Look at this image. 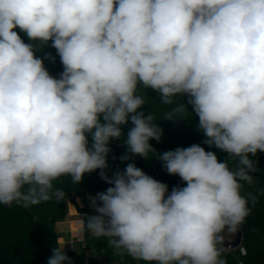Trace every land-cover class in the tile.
<instances>
[{
    "label": "clouds",
    "instance_id": "obj_1",
    "mask_svg": "<svg viewBox=\"0 0 264 264\" xmlns=\"http://www.w3.org/2000/svg\"><path fill=\"white\" fill-rule=\"evenodd\" d=\"M47 47L63 66L58 76L44 63L55 57L36 54ZM141 89L174 105L162 120L198 117L202 143L225 159L201 144L158 153L150 141L160 142L163 129L142 110ZM114 140L126 148L122 162L156 152L184 186L169 191L135 163L109 176ZM258 153L264 0H0V205L59 202L54 181L80 184L99 170L111 186L88 197L95 214L86 230L117 256L226 264L225 239L256 203L242 192L255 183ZM47 264L73 262L57 245Z\"/></svg>",
    "mask_w": 264,
    "mask_h": 264
},
{
    "label": "trees",
    "instance_id": "obj_2",
    "mask_svg": "<svg viewBox=\"0 0 264 264\" xmlns=\"http://www.w3.org/2000/svg\"><path fill=\"white\" fill-rule=\"evenodd\" d=\"M20 35L27 42L24 34L20 33ZM46 53H51L55 57V62L45 60V66L52 75L58 76L63 71V66L55 49L47 47L43 52L36 54L43 56ZM141 92L147 100L146 106L142 110L146 114L151 112L157 118L156 123L163 129L160 142L150 141L158 153L175 150L177 147L201 144L206 151L216 152L221 161L225 159L226 153L216 148H209L208 145L202 143L205 137L197 131L198 117L188 113L185 119L177 118L175 122L162 120L164 113L174 105H163L157 94L151 90L141 89ZM181 102L186 103L187 98L182 97ZM188 107L191 111V106ZM131 126L130 123L123 126L125 135ZM110 147L112 152L108 158L109 176H112L118 169L123 170L127 163H135L148 175L166 183L169 186V191L174 186H184L178 176L166 173L162 162L156 158L158 153H149V159L135 156L132 160L122 162L120 157L126 153L123 141L114 140ZM256 158L259 160V166L255 174V183L253 185L245 183L242 192L245 196L249 193L256 195V203L249 204L251 213L240 227L243 232L241 246L236 249H224L222 253L221 258L225 260L226 264H264V194H260V190L264 189V153H258ZM110 186L100 178L99 170H97L85 174L80 184H74L68 176L54 181V188L64 192V198L59 202L53 198L27 208L15 204L10 207L0 205V264H47L53 254V249L57 245L61 246V235L57 230V224L67 219L69 205H72L81 216L84 233L80 251L65 249L73 264H100L97 256L90 255L93 252L102 255L109 264H144V262L135 261L127 256H117L106 238H95L86 230L88 215L95 214L88 197L103 192ZM77 199L82 200L83 206L78 204ZM241 249H244L245 254Z\"/></svg>",
    "mask_w": 264,
    "mask_h": 264
},
{
    "label": "rangeland",
    "instance_id": "obj_3",
    "mask_svg": "<svg viewBox=\"0 0 264 264\" xmlns=\"http://www.w3.org/2000/svg\"><path fill=\"white\" fill-rule=\"evenodd\" d=\"M80 206H83L82 200L77 199ZM69 214L65 221L59 222L57 224V230L61 235V247L65 246V249H72L74 251L81 250V242L84 239L83 226L81 220H73L76 215V210L72 205H69ZM78 215V213H77ZM237 234L232 238H226L228 242H234L236 240ZM90 255H95L98 257L100 264H109L108 260L102 255L95 254L94 252Z\"/></svg>",
    "mask_w": 264,
    "mask_h": 264
},
{
    "label": "water",
    "instance_id": "obj_4",
    "mask_svg": "<svg viewBox=\"0 0 264 264\" xmlns=\"http://www.w3.org/2000/svg\"><path fill=\"white\" fill-rule=\"evenodd\" d=\"M243 239V232L240 228L239 232L237 233L236 240L234 242H228L225 240L224 249H236L241 246Z\"/></svg>",
    "mask_w": 264,
    "mask_h": 264
},
{
    "label": "crops",
    "instance_id": "obj_5",
    "mask_svg": "<svg viewBox=\"0 0 264 264\" xmlns=\"http://www.w3.org/2000/svg\"><path fill=\"white\" fill-rule=\"evenodd\" d=\"M75 216H78V217H75L73 220H81V216L78 214L77 215V213H76V215ZM90 254V253H89Z\"/></svg>",
    "mask_w": 264,
    "mask_h": 264
},
{
    "label": "built area",
    "instance_id": "obj_6",
    "mask_svg": "<svg viewBox=\"0 0 264 264\" xmlns=\"http://www.w3.org/2000/svg\"><path fill=\"white\" fill-rule=\"evenodd\" d=\"M243 254H245V251L243 252ZM240 264H242V263H240Z\"/></svg>",
    "mask_w": 264,
    "mask_h": 264
}]
</instances>
